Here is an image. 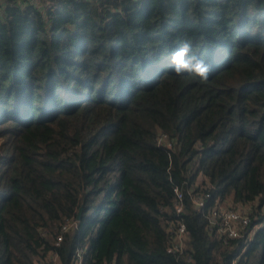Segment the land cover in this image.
I'll use <instances>...</instances> for the list:
<instances>
[{
	"label": "trees",
	"instance_id": "obj_1",
	"mask_svg": "<svg viewBox=\"0 0 264 264\" xmlns=\"http://www.w3.org/2000/svg\"><path fill=\"white\" fill-rule=\"evenodd\" d=\"M0 137V264H264V0H0Z\"/></svg>",
	"mask_w": 264,
	"mask_h": 264
},
{
	"label": "built area",
	"instance_id": "obj_2",
	"mask_svg": "<svg viewBox=\"0 0 264 264\" xmlns=\"http://www.w3.org/2000/svg\"><path fill=\"white\" fill-rule=\"evenodd\" d=\"M159 142L166 143L169 145L170 143L166 140L165 136H161L159 139ZM177 197L180 198V194L177 191ZM195 203L197 205L202 204V200L200 199H194ZM225 210V209H224ZM222 210V207H220L216 214V218L212 220V223L217 225V230L220 234L226 235L228 237H238L241 233V230L247 226L249 222L248 214H243L242 216L237 215L236 213H233L229 211L228 213H225V211ZM176 211H181V206L179 204L176 205ZM77 219L74 221H71L70 223H67L64 228L67 229L68 227H71L73 225H77ZM172 229V227H171ZM173 245L168 247V251H175L180 250L183 246L184 239H185V227L183 223L176 222L175 227L173 228ZM61 239V236L59 235L57 237V240L59 241ZM84 248L79 247L76 249V263L81 264V258L84 253ZM46 264V263H43ZM108 264H115V261H111Z\"/></svg>",
	"mask_w": 264,
	"mask_h": 264
},
{
	"label": "clouds",
	"instance_id": "obj_3",
	"mask_svg": "<svg viewBox=\"0 0 264 264\" xmlns=\"http://www.w3.org/2000/svg\"><path fill=\"white\" fill-rule=\"evenodd\" d=\"M168 62L177 76L190 74L201 81H207L212 64L194 51V43L190 38L184 39L180 45L170 52Z\"/></svg>",
	"mask_w": 264,
	"mask_h": 264
},
{
	"label": "rangeland",
	"instance_id": "obj_4",
	"mask_svg": "<svg viewBox=\"0 0 264 264\" xmlns=\"http://www.w3.org/2000/svg\"><path fill=\"white\" fill-rule=\"evenodd\" d=\"M1 141H2V138L0 137V143H1ZM201 179H202V176L199 174L198 177H197V180H196V184H199ZM220 205H221L220 207H222V210L225 209L224 210L225 213H228L229 211H231L233 213H236L239 216H242L243 214H248L249 213V206H247V205H243V204L234 205V204H232L230 202H229V205H227V206L225 204H223V203H221ZM263 211H264V208H263Z\"/></svg>",
	"mask_w": 264,
	"mask_h": 264
},
{
	"label": "water",
	"instance_id": "obj_5",
	"mask_svg": "<svg viewBox=\"0 0 264 264\" xmlns=\"http://www.w3.org/2000/svg\"><path fill=\"white\" fill-rule=\"evenodd\" d=\"M81 213H82V208H80V209L78 210V212H77V215H76V219H77V220H80V218H81Z\"/></svg>",
	"mask_w": 264,
	"mask_h": 264
}]
</instances>
